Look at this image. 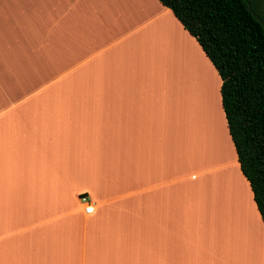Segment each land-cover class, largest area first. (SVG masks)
<instances>
[{
  "label": "crops",
  "instance_id": "0c3cea01",
  "mask_svg": "<svg viewBox=\"0 0 264 264\" xmlns=\"http://www.w3.org/2000/svg\"><path fill=\"white\" fill-rule=\"evenodd\" d=\"M220 82L158 0H0V264H264Z\"/></svg>",
  "mask_w": 264,
  "mask_h": 264
},
{
  "label": "trees",
  "instance_id": "16d2710c",
  "mask_svg": "<svg viewBox=\"0 0 264 264\" xmlns=\"http://www.w3.org/2000/svg\"><path fill=\"white\" fill-rule=\"evenodd\" d=\"M195 38L221 82L238 167L264 225V0H158Z\"/></svg>",
  "mask_w": 264,
  "mask_h": 264
},
{
  "label": "rangeland",
  "instance_id": "374dc122",
  "mask_svg": "<svg viewBox=\"0 0 264 264\" xmlns=\"http://www.w3.org/2000/svg\"><path fill=\"white\" fill-rule=\"evenodd\" d=\"M228 178L230 179V177ZM234 200H236V198H234ZM240 227H241V232H238V236L241 235L242 239H246V233L243 232L244 230L242 226ZM235 240H237V236H235V231L229 227V222L227 219L223 221V226L221 223L217 224V228L215 232H213V236L209 247L213 246L214 248L218 249L219 253L220 252L222 253L221 254L223 255L222 264H229L228 262H230V264L234 263V261L231 258L229 259V256L231 252H233V250L235 249V245L238 243ZM247 245L249 246V242ZM219 258L220 260L222 259V257Z\"/></svg>",
  "mask_w": 264,
  "mask_h": 264
},
{
  "label": "built area",
  "instance_id": "2783aa9c",
  "mask_svg": "<svg viewBox=\"0 0 264 264\" xmlns=\"http://www.w3.org/2000/svg\"><path fill=\"white\" fill-rule=\"evenodd\" d=\"M80 202L83 204V211L85 213H90L92 211V206L89 204V202L86 201V198L84 196L80 197Z\"/></svg>",
  "mask_w": 264,
  "mask_h": 264
}]
</instances>
